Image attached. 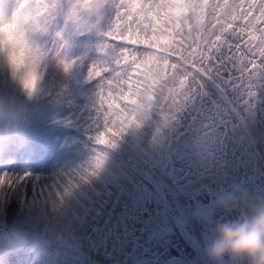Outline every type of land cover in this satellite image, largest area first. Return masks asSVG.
Returning <instances> with one entry per match:
<instances>
[{"label":"rangeland","instance_id":"1","mask_svg":"<svg viewBox=\"0 0 264 264\" xmlns=\"http://www.w3.org/2000/svg\"><path fill=\"white\" fill-rule=\"evenodd\" d=\"M6 7L8 0H1L0 10ZM211 58L209 71L171 118L148 111L142 121L156 127L142 134L147 139L143 168L154 182L140 176L138 188L129 184L121 203L114 200L109 206L111 222L97 226L82 243L68 250L58 241L47 244L61 254L60 259L52 254L51 264H214L206 254L214 232L202 217L214 222L229 218L215 198L238 190L264 201V61L250 71L246 58L227 45ZM122 134L133 135V127ZM106 151H99L102 162ZM69 204L74 211L81 209ZM222 264L232 262L225 257Z\"/></svg>","mask_w":264,"mask_h":264},{"label":"snow or ice","instance_id":"2","mask_svg":"<svg viewBox=\"0 0 264 264\" xmlns=\"http://www.w3.org/2000/svg\"><path fill=\"white\" fill-rule=\"evenodd\" d=\"M25 6L35 17L37 29L61 17L66 24L78 22L96 5L92 0H15L11 11L4 12L12 16ZM116 7L115 19L104 34L102 56L87 72L97 87L92 125L96 145L112 146L129 125L143 121L150 106L158 105L162 116L171 118L198 78L209 71L212 53L221 45L245 57V67L250 71L264 61V0H118ZM164 23L170 38L160 45L164 31L160 25ZM48 55L61 62L65 71L72 63L62 60L64 51L59 40L52 44ZM157 59L159 63L153 71L139 72L134 87H128L125 94V86L133 80L132 73L138 72L141 64ZM128 95L133 97L131 103L118 108L111 103L119 97L127 99ZM106 134H110L108 139ZM102 156L98 153L97 166ZM5 176L9 178L7 184ZM80 179L87 180V176L81 174ZM40 184L39 178L28 172L0 173V193L24 194L31 189L57 202L78 186L74 178L63 192L54 184L37 190L35 185Z\"/></svg>","mask_w":264,"mask_h":264},{"label":"bare ground","instance_id":"3","mask_svg":"<svg viewBox=\"0 0 264 264\" xmlns=\"http://www.w3.org/2000/svg\"><path fill=\"white\" fill-rule=\"evenodd\" d=\"M1 2V0H0ZM145 3L146 0H140ZM231 2V0H230ZM6 11V10H4ZM117 7H114L110 18V23L105 27H111L115 19ZM104 27V28H105ZM164 29L162 33H166L165 39L160 37V45L167 42L169 34L167 32V24L160 25ZM47 34H51L53 41H47V37L33 35L35 45L45 54L42 71L44 75V84L39 94L43 96L42 104L37 106L31 100L28 102V114L26 117L32 123L45 126L47 122L52 120H60L64 123L61 126L49 128L50 134L56 135L60 142L67 144L56 154L58 164L50 171V177H45L40 174L41 168L30 167L27 154H24L25 149L14 147L8 152L12 153L17 160V168L10 169L6 172L11 174L30 173L33 177H38L42 182L40 185H35L38 190L41 186L59 185L58 190L63 192L68 181L75 179L77 187H74L70 194L66 195L63 200L56 201L46 199L43 196H38L36 191L31 189L24 193H0V213L2 215V226L0 227V235L11 237L7 241L9 252L0 259V264H51L50 259L52 254L60 259L61 254L59 249H47V244H55L61 242L64 249H69L70 246H76L82 243L87 237L95 234V228L102 223H109L112 220L109 206L111 207L114 200L121 203L122 192L127 191V187L132 183L138 188L136 180L142 176L154 180L143 168L147 163L142 157H146L147 139L142 138L145 132L154 131V128L149 129L150 122L132 123L134 134L126 136L120 134L115 138L116 147L120 153L127 154V158L118 160L117 156L106 153L105 160L97 166L95 164L99 150H102L104 145H96L92 138V125L95 117L94 104L96 103L97 87L92 82L89 89H86L87 94L81 95L73 86L75 78L86 79L87 72L90 67L97 63V58H92L90 49H77L73 45H65L64 36L46 27ZM90 44L98 46L103 44L102 38L96 32H90ZM59 40L63 46L64 55L62 60L72 62L67 71L61 66V62L54 60L48 55L51 46ZM159 63L157 60H152L145 64H141L137 71H134L133 80L129 81L125 86V94L128 87H134V81L139 72L149 73L153 71L154 65ZM103 74V73H102ZM77 80V82H83ZM76 82V83H77ZM54 87L52 88V85ZM50 86V88L48 87ZM49 95V96H47ZM38 96V95H37ZM36 96V97H37ZM133 97L127 99L119 97L111 101L114 107H122L124 103H129ZM154 106V105H153ZM149 112L155 117L156 109L149 108ZM12 127V126H11ZM103 131V129H101ZM78 133H86V136H91V141L87 143L80 137ZM110 134H106L105 139L109 138ZM16 144H19L16 142ZM20 145V144H19ZM111 146H107L109 148ZM108 150V149H107ZM33 151V150H30ZM38 157V154H36ZM35 157V155H33ZM118 162V163H117ZM115 165V166H114ZM86 169L88 171H86ZM1 173V171H0ZM3 173V172H2ZM81 174L87 176V180L80 179ZM9 178L5 176L4 182L8 183ZM55 182V183H54ZM2 186V185H0ZM83 188L84 191L81 189ZM107 193H111L110 197ZM69 202L80 206L79 211H74ZM96 211H101V215L94 214ZM54 213H59L62 217L61 232L57 235L55 242H50L44 235L45 226L52 218ZM104 214V218H103ZM24 215V216H22ZM115 216L117 213L114 214ZM12 216V222L7 231L4 230L5 220H9ZM107 216V218H105ZM18 225L17 231L11 230V225ZM101 231V230H100ZM39 248L38 250L35 247ZM25 251H31V256H26ZM5 250L0 251V253ZM24 252V254H23ZM23 254V255H18ZM70 257V256H69ZM74 258V256H71ZM87 260L91 259V255H86Z\"/></svg>","mask_w":264,"mask_h":264},{"label":"clouds","instance_id":"4","mask_svg":"<svg viewBox=\"0 0 264 264\" xmlns=\"http://www.w3.org/2000/svg\"><path fill=\"white\" fill-rule=\"evenodd\" d=\"M35 30L36 19L28 6L12 16L0 10V111L10 109L20 121H25L28 102L44 84L45 54L33 41ZM215 202L229 218L214 222L210 216L202 217L201 222L214 232L206 250L208 259L214 264H222L225 257L232 264H264V201L236 190L229 197H216ZM61 227L62 217L54 213L45 226V237L54 243ZM10 239L0 235V251L9 248Z\"/></svg>","mask_w":264,"mask_h":264}]
</instances>
